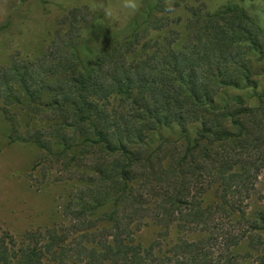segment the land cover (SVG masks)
Wrapping results in <instances>:
<instances>
[{
	"label": "trees",
	"instance_id": "trees-1",
	"mask_svg": "<svg viewBox=\"0 0 264 264\" xmlns=\"http://www.w3.org/2000/svg\"><path fill=\"white\" fill-rule=\"evenodd\" d=\"M168 8L151 6L146 26L135 18L122 39L106 27L101 38L75 33V18L39 62L15 61L0 72L10 138L40 148L44 174L56 168L67 178L79 160L73 148L93 161L69 193L65 225L31 230L21 244L0 236V264H243L253 255L240 254L244 243L264 264V208L256 217L247 211L264 176V92L255 79L264 27L238 4L195 7L181 35ZM247 88L255 105L239 92ZM113 96L121 109L109 106ZM14 107L50 124L25 128ZM176 128L178 138L162 136ZM211 190L219 201L206 204ZM146 218L204 235L165 251L144 247L133 226Z\"/></svg>",
	"mask_w": 264,
	"mask_h": 264
},
{
	"label": "rangeland",
	"instance_id": "rangeland-1",
	"mask_svg": "<svg viewBox=\"0 0 264 264\" xmlns=\"http://www.w3.org/2000/svg\"><path fill=\"white\" fill-rule=\"evenodd\" d=\"M163 2L174 9L169 12V16L174 28L181 35L186 32L189 10L195 7L214 12L224 5L238 4L264 27V0H138L140 6L134 13L122 8L123 0H0V72L5 71L15 61L39 62L54 35L59 30L65 31L70 20L72 22L77 18L78 26L81 27L77 26L75 33L80 32L82 36L101 38L106 27V33L115 34L117 38L122 39L132 33L135 18H139L141 27H145L143 19L147 11L151 6ZM105 8L111 11V16L105 15ZM159 12L156 11L155 14L160 16ZM151 14L152 19L154 12ZM153 37L161 40L163 34L157 33ZM137 54L138 52L133 55ZM256 67L260 68V73L255 76L258 81L257 89L258 92H264V61L259 62ZM239 92L243 93L251 104L257 103L251 88ZM119 103V96H113L109 106L119 110ZM19 111V122L25 128H45L50 124V120L41 115L32 117L26 110ZM196 127L197 125H193L191 128L193 135ZM10 130L11 123L0 110V236L9 234L21 244L26 233L31 230L46 231L65 225L63 208L69 193L82 185L78 177L93 161L92 157H84L80 147L73 148L71 155L76 154L79 160L72 162V173L67 178L59 179L56 168L44 174L38 165L44 153L33 142L12 140ZM162 134L170 139L180 135L177 128L173 132L165 129ZM152 137L154 140L160 139L157 133ZM57 169L60 171V168ZM218 201L214 190L205 195L206 204ZM108 208L111 210V207ZM262 208L264 176L257 182L256 193L250 199L247 211L250 216L256 217ZM228 223L230 224V220ZM133 230L137 241L144 247L157 243L158 249L162 251L181 238L196 240L204 235L197 229L182 230L176 223L165 227L152 218L135 224ZM238 251L242 256L253 253L252 256L241 257L240 260L243 264H255L257 252L247 243L240 246ZM48 264L54 262L50 261Z\"/></svg>",
	"mask_w": 264,
	"mask_h": 264
},
{
	"label": "clouds",
	"instance_id": "clouds-1",
	"mask_svg": "<svg viewBox=\"0 0 264 264\" xmlns=\"http://www.w3.org/2000/svg\"><path fill=\"white\" fill-rule=\"evenodd\" d=\"M121 6H122V8L128 9L132 13H134L135 11L138 10V8H139L140 5L138 3V0H123V3H122ZM167 10L169 12L174 11V9L171 8V7H169ZM104 12H105V15L111 16V11L109 9L105 8L104 9Z\"/></svg>",
	"mask_w": 264,
	"mask_h": 264
}]
</instances>
